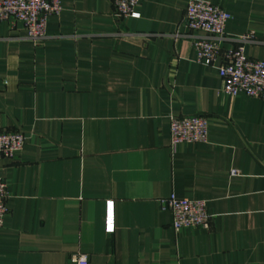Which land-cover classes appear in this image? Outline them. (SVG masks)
Returning <instances> with one entry per match:
<instances>
[{"label": "crops", "instance_id": "0c3cea01", "mask_svg": "<svg viewBox=\"0 0 264 264\" xmlns=\"http://www.w3.org/2000/svg\"><path fill=\"white\" fill-rule=\"evenodd\" d=\"M206 1L230 14L220 48L250 33L264 59V0ZM187 2L117 18L113 0H60L40 42L0 21V131L25 137L0 158V264H264V99L223 93L195 61ZM171 115L206 117V140L172 150ZM170 193L204 199L209 228L175 231Z\"/></svg>", "mask_w": 264, "mask_h": 264}, {"label": "built area", "instance_id": "2783aa9c", "mask_svg": "<svg viewBox=\"0 0 264 264\" xmlns=\"http://www.w3.org/2000/svg\"><path fill=\"white\" fill-rule=\"evenodd\" d=\"M139 0H113V15L117 18L139 17L136 6ZM60 0H0V21L20 22L26 36L34 42L45 38L47 18L61 12ZM230 14L220 6L206 0H188L181 23L190 31H200L194 36L192 46L195 61L213 66L221 79L223 93L235 96L243 93L264 99V59L246 56L244 44L251 34H243L240 43L222 50L219 40L224 34ZM169 146L175 150L179 143L204 142L207 137V119L202 115L169 116ZM24 135L19 131H0V158H10L21 150ZM231 175L237 171L230 170ZM7 183L0 177V226L6 214ZM160 206L172 214L173 229L204 228L210 226L211 216L206 211L204 199L186 198L170 193L161 198ZM105 230H113V202L107 201ZM68 264H87L85 254L74 255Z\"/></svg>", "mask_w": 264, "mask_h": 264}]
</instances>
